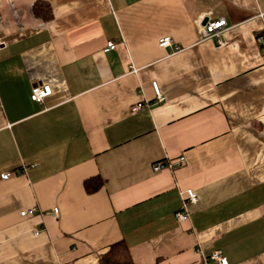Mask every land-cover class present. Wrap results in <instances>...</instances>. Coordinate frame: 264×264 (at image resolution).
Returning a JSON list of instances; mask_svg holds the SVG:
<instances>
[{
	"label": "crops",
	"instance_id": "obj_1",
	"mask_svg": "<svg viewBox=\"0 0 264 264\" xmlns=\"http://www.w3.org/2000/svg\"><path fill=\"white\" fill-rule=\"evenodd\" d=\"M263 32L264 0H0V264H101L121 240L135 264H264Z\"/></svg>",
	"mask_w": 264,
	"mask_h": 264
},
{
	"label": "built area",
	"instance_id": "obj_2",
	"mask_svg": "<svg viewBox=\"0 0 264 264\" xmlns=\"http://www.w3.org/2000/svg\"><path fill=\"white\" fill-rule=\"evenodd\" d=\"M229 29L227 19L224 17L212 18L209 15H205L200 20V32L203 40L206 39H215L218 47H223L228 44V41L225 39V34ZM257 40L259 43H264V32L258 34ZM5 45L4 41L0 39V49ZM159 46L161 48H173V52H179L182 50V46L176 44L171 36H165L159 40ZM108 47L110 49L116 48V42L111 40L108 42ZM132 72H136L137 69L131 66L130 69ZM154 91L156 94V101L163 102L165 100L164 94L161 92L160 87L157 82H153ZM52 94L51 85L46 82H37L32 85L30 90V97L32 100L43 103L44 100ZM142 104H137L133 107L134 111H137L141 108ZM185 162V157L180 156L177 162H164L159 161L155 164L154 169L159 171L165 167L169 166H180ZM9 173L3 174V178H8ZM182 204L181 207L175 212V219L179 222L187 220L190 217L189 205L196 204L199 201V196L195 189L186 188L180 191ZM37 212L36 208L30 210H22L21 214L23 216L35 214ZM54 215L58 214V208H55L53 211ZM211 260L215 261L217 264H229L225 256H223L220 250L214 251L210 257Z\"/></svg>",
	"mask_w": 264,
	"mask_h": 264
},
{
	"label": "trees",
	"instance_id": "obj_3",
	"mask_svg": "<svg viewBox=\"0 0 264 264\" xmlns=\"http://www.w3.org/2000/svg\"><path fill=\"white\" fill-rule=\"evenodd\" d=\"M34 13L36 16L45 20L53 18V8L46 1H38L35 3ZM102 180L98 178H88L84 185L88 192L96 191L100 188ZM101 264H135L130 253L129 247L124 240L115 242L109 250L100 257Z\"/></svg>",
	"mask_w": 264,
	"mask_h": 264
}]
</instances>
